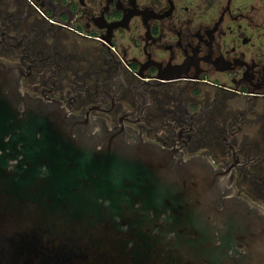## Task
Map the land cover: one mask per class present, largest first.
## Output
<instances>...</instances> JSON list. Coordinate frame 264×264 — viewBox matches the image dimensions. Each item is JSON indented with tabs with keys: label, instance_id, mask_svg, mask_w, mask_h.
<instances>
[{
	"label": "flooded vegetation",
	"instance_id": "flooded-vegetation-1",
	"mask_svg": "<svg viewBox=\"0 0 264 264\" xmlns=\"http://www.w3.org/2000/svg\"><path fill=\"white\" fill-rule=\"evenodd\" d=\"M24 92L229 173L264 213V0H0Z\"/></svg>",
	"mask_w": 264,
	"mask_h": 264
},
{
	"label": "water",
	"instance_id": "water-1",
	"mask_svg": "<svg viewBox=\"0 0 264 264\" xmlns=\"http://www.w3.org/2000/svg\"><path fill=\"white\" fill-rule=\"evenodd\" d=\"M0 264H264L228 172L24 92L0 63Z\"/></svg>",
	"mask_w": 264,
	"mask_h": 264
}]
</instances>
